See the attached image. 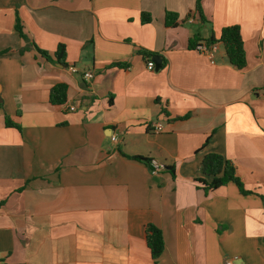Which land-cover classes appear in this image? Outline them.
<instances>
[{
	"label": "crops",
	"instance_id": "1",
	"mask_svg": "<svg viewBox=\"0 0 264 264\" xmlns=\"http://www.w3.org/2000/svg\"><path fill=\"white\" fill-rule=\"evenodd\" d=\"M230 25L246 67L229 63L222 43L214 63L189 47ZM58 83L67 101L55 105ZM209 153L233 162L247 193L209 186ZM148 224L163 232L157 260ZM229 259L264 264V0H0V264Z\"/></svg>",
	"mask_w": 264,
	"mask_h": 264
},
{
	"label": "trees",
	"instance_id": "2",
	"mask_svg": "<svg viewBox=\"0 0 264 264\" xmlns=\"http://www.w3.org/2000/svg\"><path fill=\"white\" fill-rule=\"evenodd\" d=\"M197 10L201 12L200 3L197 4ZM151 15L149 13H142V22L147 23L151 21ZM166 25L168 27H175L178 25V14L175 12L167 11L165 17ZM16 29L24 37L22 32V27L20 25V20L17 22ZM200 42L198 36H194L189 40V47L195 49L196 45ZM208 44L222 43L225 47L226 55L229 63L242 69L247 65L246 51L244 47L243 38L241 35V29L239 25L226 26L221 30L220 36L217 38L214 35L210 39L205 40ZM38 50L46 57H51V55L45 51L38 48ZM144 56H153L152 52L146 50H140ZM66 56V46L64 44H59L54 57L62 64H65ZM68 86L64 83H58L53 86L50 90L49 99L52 104L60 105L67 101ZM6 125L9 127H16L21 129V126L15 123L9 115H6ZM126 155V154H125ZM126 157L143 161L150 165L151 159L144 158L138 155H126ZM174 176L173 167H165ZM201 173L204 175L212 176L213 179L209 184L212 188H217L227 182H235L242 193H247L244 184L241 179L236 174V168L233 162L226 159L218 153L207 154L201 162ZM146 241L147 245L151 251L152 258L157 260L165 249V241L162 230L154 224H148L146 228Z\"/></svg>",
	"mask_w": 264,
	"mask_h": 264
},
{
	"label": "built area",
	"instance_id": "3",
	"mask_svg": "<svg viewBox=\"0 0 264 264\" xmlns=\"http://www.w3.org/2000/svg\"><path fill=\"white\" fill-rule=\"evenodd\" d=\"M216 48H217V44L216 43L215 44H208L205 41H201V42H199L196 45L195 50L198 51V52H202V53L206 54L209 57L210 61L212 63H214L213 54H214ZM147 65H148L149 68L153 69L154 66H155V63H154L153 60H150L147 63ZM69 69L72 72H75V73L79 71L78 68L75 65H70L69 66ZM84 77L86 79L92 78L93 77L92 71H90V70L85 71L84 72ZM69 109L70 110H75V106H70ZM163 127L164 126H163L162 123H158V124L155 125L156 130H162ZM112 140L116 141V140H118V137L116 135H113L112 136ZM150 168H151V171L153 173H157V172H159L161 170H164L165 169V166L163 164H161L160 162H158L157 160L151 159V161H150ZM225 264H232V260L231 259L226 260Z\"/></svg>",
	"mask_w": 264,
	"mask_h": 264
},
{
	"label": "water",
	"instance_id": "4",
	"mask_svg": "<svg viewBox=\"0 0 264 264\" xmlns=\"http://www.w3.org/2000/svg\"><path fill=\"white\" fill-rule=\"evenodd\" d=\"M154 59H155L156 68L160 69L161 68V63H162V56L161 55H156Z\"/></svg>",
	"mask_w": 264,
	"mask_h": 264
}]
</instances>
